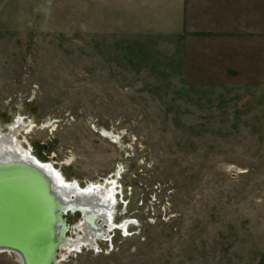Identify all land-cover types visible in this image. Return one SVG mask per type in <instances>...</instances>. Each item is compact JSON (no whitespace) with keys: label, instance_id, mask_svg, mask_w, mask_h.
I'll list each match as a JSON object with an SVG mask.
<instances>
[{"label":"rangeland","instance_id":"rangeland-1","mask_svg":"<svg viewBox=\"0 0 264 264\" xmlns=\"http://www.w3.org/2000/svg\"><path fill=\"white\" fill-rule=\"evenodd\" d=\"M19 117L66 181L120 174L126 233L57 264H264V0H0L1 129Z\"/></svg>","mask_w":264,"mask_h":264},{"label":"water","instance_id":"water-1","mask_svg":"<svg viewBox=\"0 0 264 264\" xmlns=\"http://www.w3.org/2000/svg\"><path fill=\"white\" fill-rule=\"evenodd\" d=\"M0 158V253L14 254L19 264H53L67 232L59 224L67 227L66 212L73 213L63 212L53 180L38 166L21 164L17 154Z\"/></svg>","mask_w":264,"mask_h":264},{"label":"bare ground","instance_id":"bare-ground-1","mask_svg":"<svg viewBox=\"0 0 264 264\" xmlns=\"http://www.w3.org/2000/svg\"><path fill=\"white\" fill-rule=\"evenodd\" d=\"M32 128L33 126L30 122L26 123L20 117L7 124L3 129L0 127V156L17 154L21 159L20 161L23 162L21 164L38 166L47 178L53 180L55 190H58L60 194L56 196L60 199V202L64 201L65 203L62 206L64 207L63 212L70 210V213L77 214V212L74 213L75 209H80L83 212L84 217L75 226L71 227L68 225L65 227L64 224H59L58 230L61 228V230L67 232L64 235V239L61 240L57 256L53 262V264H57V260L60 258H58L59 252L60 254L63 251L69 253L77 252L82 247L97 248L98 240L110 239L108 232L115 227L112 222V214L115 205V194L117 193L115 189L117 180H114L118 174L114 175L115 178L112 181L104 179L109 182L105 181L102 184L92 183L83 189L79 187L77 181H66L61 173L55 170L50 163L39 162L34 157L31 147L26 150L21 146L18 140L19 134H28ZM103 135L109 136L115 141L117 140L111 133L103 131ZM66 213L68 214L69 212ZM119 227L125 230L127 222L119 225ZM70 232L76 233V237H68L67 234ZM9 255L16 257L14 254L9 253ZM16 258L19 262L18 257Z\"/></svg>","mask_w":264,"mask_h":264},{"label":"crops","instance_id":"crops-1","mask_svg":"<svg viewBox=\"0 0 264 264\" xmlns=\"http://www.w3.org/2000/svg\"><path fill=\"white\" fill-rule=\"evenodd\" d=\"M186 7H187V5L185 6V5L181 4V12H180V14L182 15V17L186 16V14H187V11H184ZM207 20H210V18H207Z\"/></svg>","mask_w":264,"mask_h":264}]
</instances>
